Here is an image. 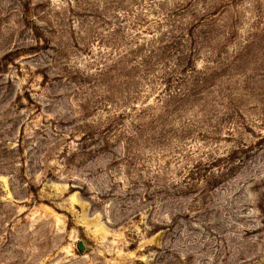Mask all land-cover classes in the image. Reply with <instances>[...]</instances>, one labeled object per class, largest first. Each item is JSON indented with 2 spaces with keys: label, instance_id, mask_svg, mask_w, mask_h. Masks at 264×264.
Here are the masks:
<instances>
[{
  "label": "rangeland",
  "instance_id": "obj_1",
  "mask_svg": "<svg viewBox=\"0 0 264 264\" xmlns=\"http://www.w3.org/2000/svg\"><path fill=\"white\" fill-rule=\"evenodd\" d=\"M0 264H264V0H0Z\"/></svg>",
  "mask_w": 264,
  "mask_h": 264
},
{
  "label": "water",
  "instance_id": "obj_2",
  "mask_svg": "<svg viewBox=\"0 0 264 264\" xmlns=\"http://www.w3.org/2000/svg\"><path fill=\"white\" fill-rule=\"evenodd\" d=\"M78 247H79L80 251H83V246L81 245V243H79Z\"/></svg>",
  "mask_w": 264,
  "mask_h": 264
}]
</instances>
